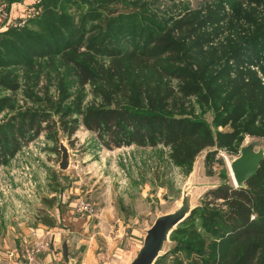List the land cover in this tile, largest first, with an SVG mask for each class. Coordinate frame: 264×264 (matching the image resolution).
I'll return each instance as SVG.
<instances>
[{
    "label": "trees",
    "instance_id": "1",
    "mask_svg": "<svg viewBox=\"0 0 264 264\" xmlns=\"http://www.w3.org/2000/svg\"><path fill=\"white\" fill-rule=\"evenodd\" d=\"M7 1L21 5L17 22L34 4ZM176 1L41 0L22 26L0 17V114L11 112L0 162L22 139L71 142L80 126L106 149L169 147L186 170L203 150L264 138V0ZM17 95L30 107L16 109ZM206 197L155 264H264V160L244 187L221 183Z\"/></svg>",
    "mask_w": 264,
    "mask_h": 264
},
{
    "label": "rangeland",
    "instance_id": "2",
    "mask_svg": "<svg viewBox=\"0 0 264 264\" xmlns=\"http://www.w3.org/2000/svg\"><path fill=\"white\" fill-rule=\"evenodd\" d=\"M40 1L35 0L34 6H38ZM180 1H188L191 7L195 8L202 0H177L176 3ZM0 4L3 5L4 16H7L11 5L8 9L7 0H0ZM12 6L13 10L17 8L15 3ZM32 8L37 9L36 6ZM177 8L179 7L174 9ZM30 10L31 8L26 12V19L35 15L34 11ZM15 11L19 13L21 9ZM15 22L17 21L8 24L16 27ZM18 25L22 26L23 22H19ZM254 70L257 68L254 67ZM259 76L261 77L260 74ZM261 80L264 81V77ZM0 92V96L8 94L3 90ZM190 99L195 113L199 114L200 108L195 99L193 97ZM14 100L12 103L16 109L31 105L29 101L25 103L21 95H17ZM10 115L8 109L4 110L0 114V123L9 119ZM28 133L32 135V132ZM28 133L26 137H29ZM59 134L61 142L69 149L72 160V166L65 174H62L58 167L61 155L58 144L55 145L47 139L45 131L39 136L20 140L16 152L6 156L5 163L0 162V231H6L4 229L6 224L11 225L12 233L9 237L12 241L17 242L18 233L23 231L30 234L40 219L36 218L40 207L52 206H45L42 197H48L54 190L57 192L63 188L66 190L72 185L70 182L80 179L81 184H77L76 187H81L83 193L88 190H92L95 195H100L99 192L108 193L129 232L138 229L140 235L137 238H140L143 229L151 225L158 215L176 210L184 194H188L190 205L195 209L209 200V197H206L209 190L221 183L234 185L229 163L239 156L242 146L253 143L255 150L264 149V138L244 135L237 153L225 148L203 150L196 156L191 168L186 170L174 164L170 157L171 149L166 146L132 144L106 149L101 145L97 135L83 126H80L72 136L71 142ZM93 201L96 202V199L93 198ZM91 204L94 205L92 202ZM15 219L20 223L14 224ZM198 223L196 220L195 224ZM18 225H22V229H19ZM27 237H24V245L29 243ZM172 246L173 242L169 240L164 248V256L169 253ZM0 247H3L1 236ZM172 257L168 256L166 264H171ZM183 262L186 264L187 260Z\"/></svg>",
    "mask_w": 264,
    "mask_h": 264
},
{
    "label": "crops",
    "instance_id": "3",
    "mask_svg": "<svg viewBox=\"0 0 264 264\" xmlns=\"http://www.w3.org/2000/svg\"><path fill=\"white\" fill-rule=\"evenodd\" d=\"M18 6L21 5L18 4ZM18 14L14 13L12 17L18 16ZM71 166L72 160H70V167L66 171H61L62 174L67 173ZM65 176L67 178L68 175ZM70 184L72 185L68 186L66 190L65 188L58 192L54 190L47 197L53 198L52 206L50 208L42 206L36 213L37 219L42 214L51 217L53 226L41 223L39 219L29 235L26 231L18 233L16 242V240H10L9 237L12 233L11 225H5L6 231H0L3 244V247H0V264L129 263L133 250L141 245L143 234L137 238L140 235L138 229L129 232L116 204L112 203L108 197V193L99 192L98 194H102V196L95 195L92 190L83 193L81 187H76L77 184H81V179L74 180ZM80 197L94 204L96 209L94 215L83 214L76 210L75 203ZM93 198L96 199V202L93 201ZM14 221V224L20 223L17 219ZM18 227L22 229V225H18ZM26 236H28L26 240L28 239L29 243L24 245ZM40 239L48 240L49 247L38 254L34 261L29 262L24 255V249ZM64 240L68 247V262L64 261L61 253V245Z\"/></svg>",
    "mask_w": 264,
    "mask_h": 264
},
{
    "label": "water",
    "instance_id": "4",
    "mask_svg": "<svg viewBox=\"0 0 264 264\" xmlns=\"http://www.w3.org/2000/svg\"><path fill=\"white\" fill-rule=\"evenodd\" d=\"M60 136L59 134L58 149L61 155L58 167L61 171H66L70 167V151L61 142ZM262 160H264V149L255 150L253 143L242 146L239 156L229 163L234 186L244 187L246 181L257 173ZM193 209L188 194H184L176 210L158 215L151 225L143 229L141 245L133 250L128 264H155L157 259L163 256L164 248L173 231L190 215ZM61 253L64 261L68 262L66 240L62 242Z\"/></svg>",
    "mask_w": 264,
    "mask_h": 264
},
{
    "label": "built area",
    "instance_id": "5",
    "mask_svg": "<svg viewBox=\"0 0 264 264\" xmlns=\"http://www.w3.org/2000/svg\"><path fill=\"white\" fill-rule=\"evenodd\" d=\"M33 2H34V4H36L35 0H33ZM34 4L30 7L31 8L30 11H34V8H32V7H35ZM17 7H18V5H17ZM12 8H13V6L8 11L9 12L8 15L4 16V14H3V5L0 4V17L4 18V20H6V23L11 22L10 13L13 11ZM25 18L26 17L24 16V18H23V20L21 22H23L25 20ZM14 24H13L14 26H16V25L19 26L18 25L19 22H15ZM75 208H76V210L78 212L83 213V214H87V215H94L96 213L95 206L92 205L88 200L83 199L81 197L76 200ZM48 243H49L48 240L40 239V240L34 241L32 243V245L25 247L24 255H25L26 259L29 262L34 261V259L36 258V256L38 254H40V253L44 252L45 250H47V248L49 247Z\"/></svg>",
    "mask_w": 264,
    "mask_h": 264
}]
</instances>
